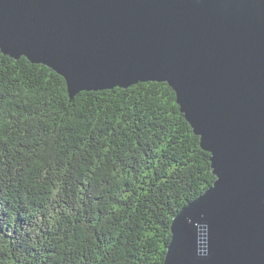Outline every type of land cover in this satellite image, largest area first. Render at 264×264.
<instances>
[{"label":"water","instance_id":"water-1","mask_svg":"<svg viewBox=\"0 0 264 264\" xmlns=\"http://www.w3.org/2000/svg\"><path fill=\"white\" fill-rule=\"evenodd\" d=\"M0 50L81 91L166 82L213 184L163 264H264V0H0Z\"/></svg>","mask_w":264,"mask_h":264},{"label":"trees","instance_id":"trees-1","mask_svg":"<svg viewBox=\"0 0 264 264\" xmlns=\"http://www.w3.org/2000/svg\"><path fill=\"white\" fill-rule=\"evenodd\" d=\"M166 82L81 91L0 50V264H163L213 184Z\"/></svg>","mask_w":264,"mask_h":264}]
</instances>
